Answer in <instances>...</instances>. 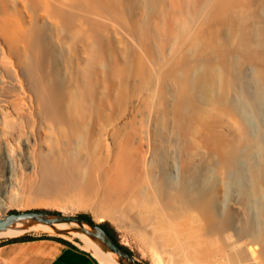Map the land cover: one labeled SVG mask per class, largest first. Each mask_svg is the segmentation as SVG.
Returning <instances> with one entry per match:
<instances>
[{
  "label": "bare ground",
  "instance_id": "obj_1",
  "mask_svg": "<svg viewBox=\"0 0 264 264\" xmlns=\"http://www.w3.org/2000/svg\"><path fill=\"white\" fill-rule=\"evenodd\" d=\"M178 1L172 24L160 0H0V102L25 104L35 194L79 188L108 152V112L125 100L137 49L154 189L128 186L104 215L127 219L160 264H264V0Z\"/></svg>",
  "mask_w": 264,
  "mask_h": 264
},
{
  "label": "rangeland",
  "instance_id": "obj_2",
  "mask_svg": "<svg viewBox=\"0 0 264 264\" xmlns=\"http://www.w3.org/2000/svg\"><path fill=\"white\" fill-rule=\"evenodd\" d=\"M160 1L165 7L168 21L171 18L172 23L179 1ZM144 66L140 51L135 49L127 63L129 86L125 100L108 112V136L105 140L108 152L97 155L90 167L79 173L81 182L79 188L35 194L34 187L40 178L39 174L36 169L28 168L21 159V154L24 152V140L33 134L32 127L24 118L25 104L17 93L9 97L12 110L2 105L4 101L0 102V189L6 188L9 196L8 199L2 198L4 203L0 207V216L11 210L26 209H50L67 214H89L96 222L108 224L119 243L146 264H160L153 258L151 249L140 240L138 232L131 228L127 219L123 221V217H119L118 214H116L117 217H109L104 215L102 210L103 206L107 205L116 207L115 211H118L120 200H124L122 194L128 186L138 185V189L145 196L153 193L154 182L145 177L142 160L146 129L145 116L149 107L147 89L136 79L144 72ZM98 169L101 171L100 175L92 174V171ZM24 233L33 236L57 235L40 229L17 235ZM57 236L73 240L78 246L85 248L84 240ZM10 237L13 236H4L0 239Z\"/></svg>",
  "mask_w": 264,
  "mask_h": 264
},
{
  "label": "water",
  "instance_id": "obj_3",
  "mask_svg": "<svg viewBox=\"0 0 264 264\" xmlns=\"http://www.w3.org/2000/svg\"><path fill=\"white\" fill-rule=\"evenodd\" d=\"M42 225L49 226L53 229L51 233L57 235L81 240L83 236L87 237L109 251L119 264H146L109 234L100 222L82 213L67 214L50 209H26L11 210L0 216V232L44 230Z\"/></svg>",
  "mask_w": 264,
  "mask_h": 264
},
{
  "label": "crops",
  "instance_id": "obj_4",
  "mask_svg": "<svg viewBox=\"0 0 264 264\" xmlns=\"http://www.w3.org/2000/svg\"><path fill=\"white\" fill-rule=\"evenodd\" d=\"M77 248L54 239L9 242L0 246L1 264H102L88 249L70 240ZM97 258V259H96Z\"/></svg>",
  "mask_w": 264,
  "mask_h": 264
},
{
  "label": "trees",
  "instance_id": "obj_5",
  "mask_svg": "<svg viewBox=\"0 0 264 264\" xmlns=\"http://www.w3.org/2000/svg\"><path fill=\"white\" fill-rule=\"evenodd\" d=\"M85 215H87L88 217H91L89 214H85ZM101 224L103 225V224H106V223H101ZM37 238L54 239V240H57V241H59V242H61L63 244H67V245H70V246H72L74 248H77V246H75L69 239H66V238L61 237V236L49 235V234H42V235H39V236H33V235L28 234V233H24L22 235H16V236H13V237H10V238H6V239H0V246L3 245V244H5V243H9V242L33 240V239H37Z\"/></svg>",
  "mask_w": 264,
  "mask_h": 264
},
{
  "label": "flooded vegetation",
  "instance_id": "obj_6",
  "mask_svg": "<svg viewBox=\"0 0 264 264\" xmlns=\"http://www.w3.org/2000/svg\"><path fill=\"white\" fill-rule=\"evenodd\" d=\"M102 226L107 230V232H109V234L116 238L108 224H103Z\"/></svg>",
  "mask_w": 264,
  "mask_h": 264
}]
</instances>
